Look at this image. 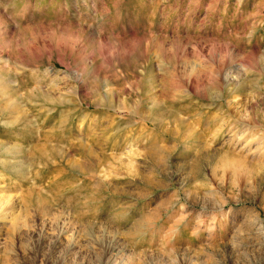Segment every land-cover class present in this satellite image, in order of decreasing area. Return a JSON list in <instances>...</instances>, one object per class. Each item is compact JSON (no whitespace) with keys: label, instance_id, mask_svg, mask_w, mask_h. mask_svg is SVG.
I'll list each match as a JSON object with an SVG mask.
<instances>
[{"label":"rangeland","instance_id":"obj_1","mask_svg":"<svg viewBox=\"0 0 264 264\" xmlns=\"http://www.w3.org/2000/svg\"><path fill=\"white\" fill-rule=\"evenodd\" d=\"M0 264H264V0H0Z\"/></svg>","mask_w":264,"mask_h":264}]
</instances>
